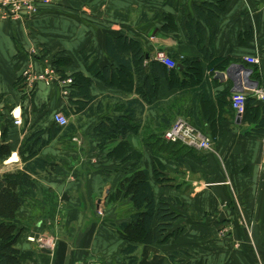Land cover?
Returning <instances> with one entry per match:
<instances>
[{
    "label": "crops",
    "instance_id": "obj_1",
    "mask_svg": "<svg viewBox=\"0 0 264 264\" xmlns=\"http://www.w3.org/2000/svg\"><path fill=\"white\" fill-rule=\"evenodd\" d=\"M165 1L53 0L33 18L0 20V109L6 114L13 110L22 119L27 110V131L37 126L46 141L39 157L53 164L47 172L38 171L35 187L29 190L14 221L21 230L15 245L21 264H127L121 253L125 241L115 226L126 221L134 209L129 197L111 200L109 195L133 160L121 162L101 152L95 127L104 118H116L122 110L115 106L128 99L136 100L140 123L139 130L128 133L126 140L141 154L157 198L177 199L181 213L176 233L166 242L138 247L136 264H264L262 137L251 134L254 124L241 122L242 116L238 118L227 103L235 92L233 78L218 75L233 64L251 68L245 58L258 56L259 86L264 89V0H224V10L213 19V40L210 44L205 40V54L187 41L182 27L189 17L197 20L195 6L209 0ZM142 12L158 15L141 23ZM165 15L172 17L173 27L162 28ZM108 35L140 42L147 53V75L156 51L165 50L176 66L183 59L198 60L201 77L189 79V83L183 82L182 73L172 82L163 78L157 90L151 89L150 94L145 90L147 99L136 86L128 94L122 87L107 86L87 71L84 56L90 55L100 67H116L106 52ZM54 57L68 60L61 66L65 78L57 73L56 85L38 82L33 92V88H25L22 79L21 91L17 89L15 83L25 68L31 66L39 72L53 67ZM225 60V69H220ZM75 72L90 78L94 104H102L88 117L73 113L72 100L78 98H71L70 85L63 83ZM243 82L248 86L245 79ZM171 102L186 112L173 113L172 122L186 116L209 134L212 131L214 139L211 150L198 151L195 156L159 158L164 169L157 168L166 179L160 183L154 175L157 164L142 132L159 131L161 105ZM254 106H264V100L257 99ZM56 112L69 118L66 126L53 123ZM207 116L213 117L212 123ZM70 123L74 128L67 130ZM57 126L60 131L56 133ZM21 139L20 131L9 129L12 153L3 161L5 165L22 167L18 163ZM60 209L63 213L57 222L53 218ZM28 235L52 237L56 244L52 249L40 248L27 241Z\"/></svg>",
    "mask_w": 264,
    "mask_h": 264
},
{
    "label": "trees",
    "instance_id": "obj_2",
    "mask_svg": "<svg viewBox=\"0 0 264 264\" xmlns=\"http://www.w3.org/2000/svg\"><path fill=\"white\" fill-rule=\"evenodd\" d=\"M165 3H169L168 0ZM224 4V0H209L201 5H196L194 9L198 16L197 20L189 17L183 24L182 28L187 41L198 47L203 53L205 52V40L210 44L216 31L213 19L224 10ZM157 15L158 13L148 15L142 12L138 22H149ZM199 19L202 21L199 22ZM164 20L165 23L162 28L174 26L171 16L165 15ZM206 28L209 29V34H206ZM106 52L116 62V67L108 65L100 67L90 55H86L84 56L86 69L91 75L101 79L107 86L122 87L126 94L133 91V87L136 86L135 90L147 99V91L150 94L151 89L157 90L159 81L163 78L172 82L179 77L180 74L178 73H182L183 82L189 83V79H199L201 77L198 60L190 62L186 59L181 61V69L176 65L168 69L158 61L152 60L149 64V75L145 74L144 61L147 53L144 52L138 40L128 36L108 35L106 37ZM67 61L65 58L60 57L51 59V64L61 78L66 77L61 66L67 64ZM227 63L225 60L218 67L225 69ZM247 65L252 70L250 78L257 81L259 86L261 82L257 65L249 63ZM134 76L136 79H134ZM149 76L154 80L152 84ZM69 77L72 78L70 96L71 98H78L72 100L74 104L73 113L81 112L85 117H88L96 109L100 110L102 107L101 102L98 101L95 105L94 99L96 97L89 93L90 78L85 77L81 72L72 73ZM22 79L23 77L20 76L15 83L19 91H21ZM141 82L143 88L140 86ZM36 84L31 90L32 92L35 90ZM53 85H56V83ZM145 90L147 91L145 92ZM256 101L257 99L251 93H246L241 122L254 124V128L250 133L262 137L264 133V106H254ZM136 103V100L133 99L122 101V104L118 103L115 108L118 109L117 111L122 110L121 113L114 119H102L95 127V133L100 137L99 150L101 152H104L107 157L119 159L121 162L133 160L131 166L124 170V176L118 182L115 190L109 195L111 200H116L121 195L129 197L134 209L126 221H122L115 226L117 234L125 241V247L121 250V253L125 256L127 264H136V252L139 246L166 242L176 233L175 223L181 218V213L177 208L179 205L177 199L163 195L157 198L149 182V172L143 165L141 154L131 148L126 140L128 133H135L139 130L138 113L140 109ZM227 103L233 109L231 99ZM119 104L121 107H119ZM160 111L159 131H143L142 133L144 141L152 151L154 162L157 164L154 169L155 178L158 182L164 183L166 179L158 171V168L160 170L164 169L159 158L181 160L183 156H195L198 151L180 141L171 142L163 138L164 131L173 123L171 115L173 113L184 115L186 114L185 109L181 105H177L176 102H171L161 105ZM10 112L6 114L0 109V167L3 161L8 159L12 153V148L8 142V132L15 125ZM43 117L41 116L39 121ZM183 118L209 136L213 143L214 133L212 131L209 134L196 122H192L186 116H183ZM212 118V116H207V121L212 123ZM24 120L25 126L21 129L23 137L18 147L22 167L14 170H0V264H21L20 251L15 246L21 230L17 228L14 221L19 209L27 200L29 190L35 187L34 177L38 171L47 172L53 167L52 163L39 157L41 148L46 144V141L40 137V131L36 129L37 126L32 125L27 131V110L24 112ZM52 121L56 124L53 116ZM60 127H54V131L59 132ZM72 128H74V125L70 123L67 130Z\"/></svg>",
    "mask_w": 264,
    "mask_h": 264
},
{
    "label": "built area",
    "instance_id": "obj_3",
    "mask_svg": "<svg viewBox=\"0 0 264 264\" xmlns=\"http://www.w3.org/2000/svg\"><path fill=\"white\" fill-rule=\"evenodd\" d=\"M50 0H0V20L19 21L23 18L32 16L37 11V4H47ZM154 58L166 66L173 68L176 63L170 58L165 50H157ZM245 61L250 64L258 65L260 58L258 56H248ZM22 77L25 82V88L32 89L37 82H42L47 86L59 82V78L54 68L45 67L39 72H35L31 66L25 68L22 72ZM66 85H70L72 80L66 79L63 81ZM246 90H245V89ZM66 91V90H65ZM246 91V92H245ZM248 91L258 100H264V89L258 85L255 87L244 86L242 91L234 92L231 96L232 107L240 116L244 111L246 93ZM13 117V124L20 126L22 124L21 115H15L11 110ZM54 122L59 126H66L68 123L67 117L61 112L53 114ZM163 138L167 141H180L184 145L193 148L197 151H209L212 149V140L209 136L202 133L198 128L193 126L184 118H177L175 122L163 133ZM262 150L264 154V133L262 136ZM32 241L37 240L41 244H48L43 237L33 238Z\"/></svg>",
    "mask_w": 264,
    "mask_h": 264
},
{
    "label": "rangeland",
    "instance_id": "obj_4",
    "mask_svg": "<svg viewBox=\"0 0 264 264\" xmlns=\"http://www.w3.org/2000/svg\"><path fill=\"white\" fill-rule=\"evenodd\" d=\"M52 1L53 0H50V2L49 3H47V4H43V3H39V4H37V11H36V13H34L32 16H29V17H27V18H33V17H35L39 12H40V10H41V8H44V7H46V6H49L51 3H52ZM5 21H9V20H5ZM250 64V63H249ZM51 68H53L52 66H50ZM248 68V67H247ZM251 69V68H250ZM252 71V70H251ZM40 86H43L42 84H39ZM260 88H262L261 86H259ZM246 92V91H245ZM249 92V91H248ZM250 93V92H249ZM181 118H183V117H181ZM69 119V118H68ZM175 119V118H174ZM185 119V118H184ZM70 120H71V118H70ZM176 120V119H175ZM175 120H174V122H175ZM185 120H187V119H185ZM173 122V123H174ZM172 123V124H173ZM24 126H25V120H24V118L22 119V124L20 125V126H15V127H12L13 128V130L16 132V133H18V131H20V135L23 137V133H22V131H21V129L22 128H24ZM27 127V126H26ZM167 130V129H166ZM19 160V162L18 163H22L21 162V159L19 158L18 159ZM16 168H18V167H16L15 166V163H11V164H8V165H5L4 163H2V166L0 167V170L1 171H6V170H14V169H16ZM62 213H63V210L62 209H60L59 211H56L55 212V215H54V218L53 219H56V221L58 222L59 221V219H60V217H61V215H62ZM97 213H102V210L100 211V210H98L97 211ZM103 213H105V211H104V209H103ZM52 219V220H53ZM28 237H33L34 239L35 238H38V237H42V236H34V235H28L27 236V241L28 242H31V243H34V244H37V246L38 247H48V248H50V249H52L54 246H55V244H56V242H55V238H52V237H47V238H45V240H47V242H48V244H41L40 245V243L39 242H37V240H34V241H32V239H28ZM44 238V237H43Z\"/></svg>",
    "mask_w": 264,
    "mask_h": 264
},
{
    "label": "water",
    "instance_id": "obj_5",
    "mask_svg": "<svg viewBox=\"0 0 264 264\" xmlns=\"http://www.w3.org/2000/svg\"><path fill=\"white\" fill-rule=\"evenodd\" d=\"M177 67L178 68H182V65L181 64H177ZM242 71L243 74L240 76L239 72ZM251 72V69L250 68H247L246 66H244L243 64H233L231 66H229L226 70H225V73H220L218 75L220 76H229L231 78H233L234 80V83H235V92L237 91H242L243 90V80L245 79V81H247V84L248 86L250 87H255L258 85V82L255 81V80H252L249 78V74ZM244 78V79H243ZM238 118L240 117V115L238 114L237 115Z\"/></svg>",
    "mask_w": 264,
    "mask_h": 264
}]
</instances>
